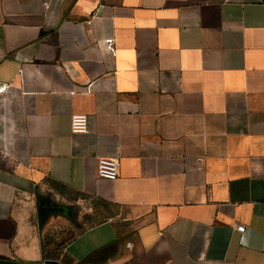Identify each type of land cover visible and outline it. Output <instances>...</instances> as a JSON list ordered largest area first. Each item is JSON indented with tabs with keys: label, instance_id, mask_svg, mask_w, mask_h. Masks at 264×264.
I'll list each match as a JSON object with an SVG mask.
<instances>
[{
	"label": "crops",
	"instance_id": "0c3cea01",
	"mask_svg": "<svg viewBox=\"0 0 264 264\" xmlns=\"http://www.w3.org/2000/svg\"><path fill=\"white\" fill-rule=\"evenodd\" d=\"M1 84L0 264H264V0H0Z\"/></svg>",
	"mask_w": 264,
	"mask_h": 264
},
{
	"label": "built area",
	"instance_id": "2783aa9c",
	"mask_svg": "<svg viewBox=\"0 0 264 264\" xmlns=\"http://www.w3.org/2000/svg\"><path fill=\"white\" fill-rule=\"evenodd\" d=\"M88 22V21H87ZM110 43V41H108ZM6 84L0 85V91H5ZM89 117L85 113H73L70 117V130L72 132H87ZM119 161L116 155L108 157H98L96 160V176L99 178L113 180L118 175ZM238 231H243L244 225L236 227ZM129 245V242L126 243Z\"/></svg>",
	"mask_w": 264,
	"mask_h": 264
},
{
	"label": "rangeland",
	"instance_id": "374dc122",
	"mask_svg": "<svg viewBox=\"0 0 264 264\" xmlns=\"http://www.w3.org/2000/svg\"><path fill=\"white\" fill-rule=\"evenodd\" d=\"M0 105H1V102H0ZM69 196L70 197L71 196L76 197L75 195H72V194H70ZM70 202L73 203L74 201H70ZM82 203L92 204L94 207H96V213H94V216L87 219L84 222V224H88L90 222H93L95 220L103 218V217L107 216L109 214V212L111 211L110 205L106 200L98 199L96 201H93L90 199H86V200H83V202H80L79 206L73 207L72 209L75 211L71 210V214H75L76 211L80 208L82 209V207L84 205ZM78 229H79V225L73 224L71 222L68 225L67 224L62 225L59 223L55 226V228L52 232V235L50 237L51 238L52 237L59 238V237L63 236V237H65V239H67L68 237L73 235Z\"/></svg>",
	"mask_w": 264,
	"mask_h": 264
},
{
	"label": "water",
	"instance_id": "95a60500",
	"mask_svg": "<svg viewBox=\"0 0 264 264\" xmlns=\"http://www.w3.org/2000/svg\"><path fill=\"white\" fill-rule=\"evenodd\" d=\"M237 242V241H236Z\"/></svg>",
	"mask_w": 264,
	"mask_h": 264
}]
</instances>
